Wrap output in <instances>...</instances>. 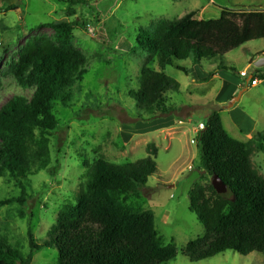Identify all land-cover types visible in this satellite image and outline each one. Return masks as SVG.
Here are the masks:
<instances>
[{
    "label": "rangeland",
    "instance_id": "rangeland-1",
    "mask_svg": "<svg viewBox=\"0 0 264 264\" xmlns=\"http://www.w3.org/2000/svg\"><path fill=\"white\" fill-rule=\"evenodd\" d=\"M63 1V0H62ZM75 15L67 16V3L58 0H0V106L13 95L31 96L9 69L21 48L31 39L54 37L40 24L73 20L72 44L86 58V73L72 87L69 104L57 103L58 124L49 136L46 166L16 181L5 174L0 179V238L22 255L30 248L28 231L37 243L47 240L60 209L75 203L85 180L87 166L98 157L113 163L135 161L148 155L154 144L156 171L128 202L155 215V228L166 244H173L176 257L165 264H264V254L240 255L226 250L211 258L190 261L185 244L201 236L202 224L188 209L190 190L207 185L212 175L200 163L196 133L209 111L218 108L223 126L233 138L251 142V163L264 177V153L253 143L264 130V38L252 40L224 55L222 62L233 67L207 77L220 58H192L182 61L188 74L166 66L162 71L179 83V89L166 95L174 106L172 115L151 121H138V109L128 96L138 86V74L147 52L136 37L141 29L151 31L157 21L174 19L192 10L196 18L219 16L221 7L264 9V0H77ZM15 6L16 8H11ZM82 26V27H80ZM153 67L159 69L158 64ZM258 80L250 84L248 76ZM233 107L224 109L233 98ZM37 137L39 136L36 131ZM84 162H87L86 165ZM19 198V200H12ZM29 264H58L53 246L35 251Z\"/></svg>",
    "mask_w": 264,
    "mask_h": 264
},
{
    "label": "trees",
    "instance_id": "trees-1",
    "mask_svg": "<svg viewBox=\"0 0 264 264\" xmlns=\"http://www.w3.org/2000/svg\"><path fill=\"white\" fill-rule=\"evenodd\" d=\"M58 1L67 3V16L75 15L77 0ZM219 12L217 18L198 19L197 10H192L157 21L151 31L140 30L136 42L147 55L137 88L128 91L138 109V121L167 117L175 111L166 94L178 90L179 83L163 73L166 66L188 74L182 61L220 58L202 79L207 80L221 70L236 71L222 62L225 54L264 38V9L221 7ZM76 25L73 20L40 24L51 28L54 37L29 40L9 69L23 88L33 91L29 98L13 95L0 106V179L8 174L19 181L46 166L49 136L58 124L55 105L71 102L72 87L86 73V58L72 44ZM254 79L251 75L249 83ZM202 123L196 133L201 166L210 175H218L227 191L218 194L210 183L190 190L188 209L204 232L185 244L184 253L190 261L226 250L264 254V177L252 166L251 142L227 133L217 107ZM253 143L264 153V130L254 136ZM146 149V157L132 162L95 159L87 166L75 203L60 209L47 240L37 243L29 230L30 250L24 256L0 238V264H29L33 253L47 246L57 249L58 264H165L174 259L176 249L158 234L153 211L128 202L139 196L157 169L156 146L149 144ZM9 202L0 201V207Z\"/></svg>",
    "mask_w": 264,
    "mask_h": 264
},
{
    "label": "water",
    "instance_id": "water-1",
    "mask_svg": "<svg viewBox=\"0 0 264 264\" xmlns=\"http://www.w3.org/2000/svg\"><path fill=\"white\" fill-rule=\"evenodd\" d=\"M263 65H264V57L263 58H260L255 63V66H257V67H260V66H263ZM250 78H251V76L248 77V80L247 81H249ZM238 98L239 97L233 98L228 104L222 106V108H224V109H230L231 107H233V105L238 100ZM210 184L212 185V187L214 188V190L218 194H222V193H225L227 191V186L222 182V180L216 174H213L212 175Z\"/></svg>",
    "mask_w": 264,
    "mask_h": 264
},
{
    "label": "built area",
    "instance_id": "built-area-1",
    "mask_svg": "<svg viewBox=\"0 0 264 264\" xmlns=\"http://www.w3.org/2000/svg\"><path fill=\"white\" fill-rule=\"evenodd\" d=\"M240 74H241L242 77H246V76H248V74H246L245 72H240ZM248 77H249V76H248ZM257 81H258L257 79H254V80L252 81V84H255ZM200 127L203 128V123L200 124Z\"/></svg>",
    "mask_w": 264,
    "mask_h": 264
},
{
    "label": "crops",
    "instance_id": "crops-1",
    "mask_svg": "<svg viewBox=\"0 0 264 264\" xmlns=\"http://www.w3.org/2000/svg\"><path fill=\"white\" fill-rule=\"evenodd\" d=\"M217 74H218V73H217ZM217 74H215L214 76H216ZM219 74H221V72H220V71H219ZM202 77H203V78H205V76H201V78H202Z\"/></svg>",
    "mask_w": 264,
    "mask_h": 264
}]
</instances>
